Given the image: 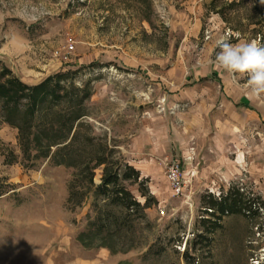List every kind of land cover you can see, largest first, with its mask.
I'll use <instances>...</instances> for the list:
<instances>
[{"label": "rangeland", "instance_id": "obj_1", "mask_svg": "<svg viewBox=\"0 0 264 264\" xmlns=\"http://www.w3.org/2000/svg\"><path fill=\"white\" fill-rule=\"evenodd\" d=\"M221 38L264 44V0H0V72L62 94L34 120L49 157L0 102V264H264V206L202 224L231 188L264 201V93L217 66ZM110 172L136 213L96 191Z\"/></svg>", "mask_w": 264, "mask_h": 264}, {"label": "trees", "instance_id": "obj_2", "mask_svg": "<svg viewBox=\"0 0 264 264\" xmlns=\"http://www.w3.org/2000/svg\"><path fill=\"white\" fill-rule=\"evenodd\" d=\"M4 78V80H2ZM52 78L46 79L38 85H28L21 81V79L12 76L11 71L3 68L0 72V102L2 103V110L5 113L6 120L20 129V144L28 155L31 150H35L37 156L49 157L51 148L59 142L53 143L47 140L46 136L34 132V120L36 119V112L44 109L45 102L49 95L55 99H60L62 94L59 92L60 85L57 88H52ZM25 101L26 103L24 104ZM25 116L24 123L18 121V117ZM17 117V118H16ZM82 117L80 114H75L70 121L67 137L72 133L75 123ZM75 137V136H74ZM46 139V140H45ZM72 141V140H71ZM64 144L62 149L67 147L70 143ZM43 152H39V151ZM125 180L139 181V171L132 166H127L125 172L122 174ZM91 183L94 182L91 178ZM95 186V185H94ZM96 187V191H100L107 195V199L111 203L119 205L125 209L128 214L136 213L140 207V202L133 196V194L120 184V177L117 172L108 173L104 175L102 183ZM243 189L231 188L228 192L223 194L218 199L213 198L205 209L206 213L214 215L215 219L211 222V227L207 228V219L203 218V226L209 233H214L217 229L222 227V221L225 216L239 213L248 217L250 220L259 216V211L263 209L264 201L261 202L260 196L252 195L244 196ZM145 195V194H142ZM246 195V194H245ZM85 236L80 239L84 240ZM210 243L211 238H205Z\"/></svg>", "mask_w": 264, "mask_h": 264}, {"label": "clouds", "instance_id": "obj_3", "mask_svg": "<svg viewBox=\"0 0 264 264\" xmlns=\"http://www.w3.org/2000/svg\"><path fill=\"white\" fill-rule=\"evenodd\" d=\"M220 49L216 54L218 67L231 73H246L250 96L259 98L264 93V44L253 39L231 43L227 38L217 41Z\"/></svg>", "mask_w": 264, "mask_h": 264}, {"label": "built area", "instance_id": "obj_4", "mask_svg": "<svg viewBox=\"0 0 264 264\" xmlns=\"http://www.w3.org/2000/svg\"><path fill=\"white\" fill-rule=\"evenodd\" d=\"M68 47L70 49H73L74 48L73 43H70ZM167 177L175 194L176 195L183 194L185 181L181 172V164L178 160H172L171 163L169 164Z\"/></svg>", "mask_w": 264, "mask_h": 264}, {"label": "crops", "instance_id": "obj_5", "mask_svg": "<svg viewBox=\"0 0 264 264\" xmlns=\"http://www.w3.org/2000/svg\"><path fill=\"white\" fill-rule=\"evenodd\" d=\"M243 104V103H242Z\"/></svg>", "mask_w": 264, "mask_h": 264}]
</instances>
